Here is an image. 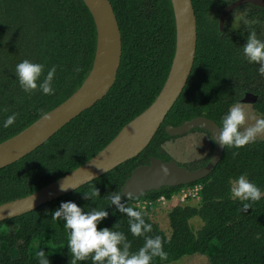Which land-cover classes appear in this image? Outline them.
<instances>
[{
	"label": "trees",
	"instance_id": "trees-1",
	"mask_svg": "<svg viewBox=\"0 0 264 264\" xmlns=\"http://www.w3.org/2000/svg\"><path fill=\"white\" fill-rule=\"evenodd\" d=\"M108 1L121 37L120 64L112 87L39 148L0 169V205L34 193L91 159L147 109L163 87L175 50L170 0ZM191 1L197 32L193 67L149 145L138 156L73 192L1 222L0 264H37L39 249L46 252L50 264H72L64 222L53 220L51 213L65 201L76 203L84 211L104 209L108 215L97 228L123 232L130 241V253L136 252L143 246L144 237L132 236L129 217L118 211L110 198L120 191L136 167L148 164L151 158L171 160L162 150L173 139L165 132V126L176 127L202 116L220 128L223 115L246 93L257 97L252 108L264 116V77L258 74V65L247 62L242 54L250 31L254 30L259 39L264 38V7L240 6L236 10L247 9L248 23L235 29L225 23L220 31V12L229 4L224 0ZM217 4H221L220 9L213 13ZM96 42V26L82 0H0V125L8 115L17 114L13 125L0 127V143L80 89L92 69ZM24 59L44 64L45 74L55 66L53 95H43L38 90L29 95L20 89L15 66ZM192 132L208 135L201 129ZM241 174L264 192V139L239 149L225 146L215 169L195 183L164 187L131 199L120 193V204L141 211L145 222L152 225L145 235L161 238L167 257H154L151 264H169L192 255L206 257L208 264H264V197L243 210L241 201L230 193L232 182ZM92 186L98 197L85 199L84 192ZM194 186H200L197 204L170 210L167 217L171 233L166 236L149 214L158 206L159 198L169 200L180 190ZM143 201L150 205L137 207L136 203ZM193 218L202 223L196 232L190 225Z\"/></svg>",
	"mask_w": 264,
	"mask_h": 264
},
{
	"label": "water",
	"instance_id": "water-1",
	"mask_svg": "<svg viewBox=\"0 0 264 264\" xmlns=\"http://www.w3.org/2000/svg\"><path fill=\"white\" fill-rule=\"evenodd\" d=\"M82 2L92 15L96 26V51L102 39V51L105 58L100 75L84 95L68 102L73 94L64 103L42 115L16 135L1 142L0 169L17 162L39 148L71 120L103 98L115 81L121 58V37L111 4L108 0H82ZM170 2L175 23L174 56L163 87L151 105L127 123L101 151L81 166L28 196L1 204L0 223L30 213L42 205L73 192L138 156L149 145L185 87L196 51V18L192 1L170 0ZM247 4L263 7L264 0H235L227 5L220 13L219 29L222 30L231 12ZM247 101L255 102L256 96L245 94L240 102ZM146 116H150L149 120L138 125L139 121ZM45 117L48 118L45 119ZM194 129L207 132L213 143L211 157L204 166L187 169L172 159L165 162L151 158L148 164L140 165L131 172L120 188L121 196L125 199L138 198L147 192L158 191L164 187H180L207 177L215 169L224 150L215 142L219 135V126L211 119L202 116L185 121L176 127L165 126V132L170 137L185 136ZM162 167L167 169L166 175ZM61 184L68 188L61 190ZM129 193L132 194L130 198H128Z\"/></svg>",
	"mask_w": 264,
	"mask_h": 264
},
{
	"label": "clouds",
	"instance_id": "clouds-1",
	"mask_svg": "<svg viewBox=\"0 0 264 264\" xmlns=\"http://www.w3.org/2000/svg\"><path fill=\"white\" fill-rule=\"evenodd\" d=\"M224 2L231 4L233 0H224ZM238 19L244 24L248 23L246 10ZM242 54L247 62L258 65L257 72L264 77V40L259 39L254 30L248 33L242 47ZM44 67V64L28 59L16 64L15 76L24 93L30 95L37 90L48 96L55 93L52 82L56 68L55 66L49 68L45 74ZM241 104V102L234 103L222 117L219 135L215 142L223 148L227 146L239 149L264 138V116L249 114ZM16 115V113L8 115L0 127L6 129L13 125ZM249 120L254 122L247 124ZM161 169L166 175L167 169L164 167ZM60 188L65 190L68 187L61 184ZM230 193L233 198L241 201L243 210H247L252 203L264 197L261 188L251 182L246 174L239 175L232 182ZM98 195L94 186L84 192L85 199H94ZM131 196L132 194L129 193L128 198ZM110 203L129 217V231L133 237H144L143 246L136 252L130 253V241L123 232L107 227L98 229L97 224L108 215L104 209L93 208L90 211H84L72 201L61 202L59 207L51 212L52 219L64 222L63 227L68 234L66 245L72 254V264L87 260H91L92 264H151L154 257L166 259L167 253L163 250L161 238L145 235L152 230V225L145 222L143 213L120 204L119 190L111 196ZM36 259L37 264H50L46 252L41 249L36 252Z\"/></svg>",
	"mask_w": 264,
	"mask_h": 264
},
{
	"label": "rangeland",
	"instance_id": "rangeland-1",
	"mask_svg": "<svg viewBox=\"0 0 264 264\" xmlns=\"http://www.w3.org/2000/svg\"><path fill=\"white\" fill-rule=\"evenodd\" d=\"M220 5L221 4H217L215 6L213 13H217L219 11ZM244 12L245 9H239L232 12L226 18L227 26L230 29L241 27L243 25V21L238 19V17ZM241 103V106L246 110V112L255 116H259L252 108V104L254 102L247 101L245 103ZM253 122V120H249L247 121V124H251ZM212 147L213 145L206 133L191 131L185 136L173 137L172 140L163 145L162 150L179 165H186L191 169H197L198 167H202V165L206 162L211 154ZM185 189V192H190L195 198H189L181 203L180 197H175L178 194L177 193L172 196V200L170 202L169 200L171 198L165 202H159L153 213L149 214L150 220L157 224L159 229L168 237L171 233L167 217L170 210L176 206H195L199 200L198 192L200 190V186H194L192 188ZM190 225L193 231L196 232L200 229L202 223L198 218H193L190 220ZM169 264H208V260L204 256L192 255L182 257L178 261Z\"/></svg>",
	"mask_w": 264,
	"mask_h": 264
},
{
	"label": "bare ground",
	"instance_id": "bare-ground-1",
	"mask_svg": "<svg viewBox=\"0 0 264 264\" xmlns=\"http://www.w3.org/2000/svg\"><path fill=\"white\" fill-rule=\"evenodd\" d=\"M102 49H103L102 39H100L99 46L97 48L95 58H94V66H93L92 72L90 73L89 77L86 79L84 84L81 86V88L72 96V98H70L68 102L73 101L77 99L78 97L84 95L88 91V89L97 81L100 75V72L103 68V62L105 58V55ZM149 118L150 116L144 117L142 120L139 121L138 125L146 122L147 120H149Z\"/></svg>",
	"mask_w": 264,
	"mask_h": 264
},
{
	"label": "built area",
	"instance_id": "built-area-1",
	"mask_svg": "<svg viewBox=\"0 0 264 264\" xmlns=\"http://www.w3.org/2000/svg\"><path fill=\"white\" fill-rule=\"evenodd\" d=\"M186 191V189H182V190H180V192L175 196V197H180V201H181V203H183L185 200H187V199H193V198H195L193 195H191V193L190 192H185ZM172 200V197H171V199L169 200V202ZM165 202L166 201V199H164L163 197H161V198H159V200H158V202ZM136 205H137V207H144V206H146V205H150V202H145V201H143V202H137L136 203Z\"/></svg>",
	"mask_w": 264,
	"mask_h": 264
},
{
	"label": "flooded vegetation",
	"instance_id": "flooded-vegetation-1",
	"mask_svg": "<svg viewBox=\"0 0 264 264\" xmlns=\"http://www.w3.org/2000/svg\"><path fill=\"white\" fill-rule=\"evenodd\" d=\"M254 7H255V6H254ZM263 7H264V6H263ZM263 7H259V8H263ZM255 8H258V7H255ZM235 10H236V9H235ZM235 10H234V11H235ZM245 10L247 11V9H245ZM248 10H249V9H248ZM221 11H222V10H221ZM234 11H233V12H234ZM220 13H221V12H220ZM231 13H232V12H231ZM231 13H230V14H231ZM230 14H229V15H230ZM229 15H228V16H229ZM219 16H220V15H219ZM228 16H227V17H228ZM218 21H219V20H218ZM225 23H226V20H225V22H224V26H225ZM226 24H227V23H226ZM224 26H223V28H224ZM223 28H222V30H223ZM222 30H220V31H222ZM262 31H263V30H262ZM263 37H264V31H263ZM263 40H264V38H263ZM246 94H247V93H246ZM249 94H250V93H249ZM252 95H253V94H252ZM256 99H257V97H256Z\"/></svg>",
	"mask_w": 264,
	"mask_h": 264
}]
</instances>
